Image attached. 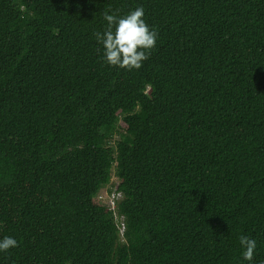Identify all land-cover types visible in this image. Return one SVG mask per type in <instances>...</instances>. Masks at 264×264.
<instances>
[{
	"label": "trees",
	"instance_id": "1",
	"mask_svg": "<svg viewBox=\"0 0 264 264\" xmlns=\"http://www.w3.org/2000/svg\"><path fill=\"white\" fill-rule=\"evenodd\" d=\"M138 6L156 46L112 67L94 33ZM5 236L0 264H262L264 0H0Z\"/></svg>",
	"mask_w": 264,
	"mask_h": 264
},
{
	"label": "clouds",
	"instance_id": "2",
	"mask_svg": "<svg viewBox=\"0 0 264 264\" xmlns=\"http://www.w3.org/2000/svg\"><path fill=\"white\" fill-rule=\"evenodd\" d=\"M144 15L145 10L142 6L136 7L124 16H119L115 12L104 13L103 18L107 26L103 32H95L94 36L104 49L105 63L132 71L139 70L143 62L149 59L151 50L156 46L158 31L149 27L143 18ZM239 244L244 249L243 259L252 262L256 240L247 235H241ZM18 246V241L13 237L5 236L0 239V252H7Z\"/></svg>",
	"mask_w": 264,
	"mask_h": 264
},
{
	"label": "rangeland",
	"instance_id": "3",
	"mask_svg": "<svg viewBox=\"0 0 264 264\" xmlns=\"http://www.w3.org/2000/svg\"><path fill=\"white\" fill-rule=\"evenodd\" d=\"M119 136L118 134H116L113 139L110 141V144L112 145L116 140H118ZM116 181V177L113 176L111 182H115ZM110 187V186H107ZM106 187V188H107ZM106 188L102 189L99 192V198L102 200V202L106 205H110V200H111V196L106 194Z\"/></svg>",
	"mask_w": 264,
	"mask_h": 264
},
{
	"label": "built area",
	"instance_id": "4",
	"mask_svg": "<svg viewBox=\"0 0 264 264\" xmlns=\"http://www.w3.org/2000/svg\"><path fill=\"white\" fill-rule=\"evenodd\" d=\"M110 196H111V200H110V205H108V206L112 207L113 206V200L116 199L118 197V195L111 194ZM121 231H122V229H121Z\"/></svg>",
	"mask_w": 264,
	"mask_h": 264
}]
</instances>
